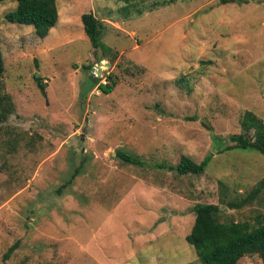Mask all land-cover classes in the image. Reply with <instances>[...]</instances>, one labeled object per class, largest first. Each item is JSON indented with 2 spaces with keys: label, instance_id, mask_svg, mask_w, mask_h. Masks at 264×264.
I'll return each instance as SVG.
<instances>
[{
  "label": "rangeland",
  "instance_id": "obj_1",
  "mask_svg": "<svg viewBox=\"0 0 264 264\" xmlns=\"http://www.w3.org/2000/svg\"><path fill=\"white\" fill-rule=\"evenodd\" d=\"M15 6L0 1L13 103L0 120V264H201L185 239L195 203L264 221V187L240 208L223 203L264 178V154L225 149L244 111L264 123V0H57L44 37L5 19ZM89 11L104 23L98 49L80 18ZM117 148L144 164L121 162ZM181 155H209L204 172L157 167Z\"/></svg>",
  "mask_w": 264,
  "mask_h": 264
},
{
  "label": "trees",
  "instance_id": "obj_2",
  "mask_svg": "<svg viewBox=\"0 0 264 264\" xmlns=\"http://www.w3.org/2000/svg\"><path fill=\"white\" fill-rule=\"evenodd\" d=\"M3 1V0H0ZM221 3L237 2L238 0H220ZM5 19L12 23L32 26L38 37H44L56 24L58 18L57 0H16L14 9L5 14ZM83 29L91 46L94 49L102 47L103 20L97 18L92 12H84L80 16ZM4 72L3 55L0 45V120H5L13 110V103L9 94L3 92L1 77ZM89 84L99 81L94 75L89 74ZM40 91L45 94V85L37 75L33 76ZM106 83L99 82L98 89L104 93L112 91L115 80L112 74L106 77ZM88 84V85H89ZM91 85V86H92ZM240 132L230 135L233 142L225 149H252L264 154V123L255 113L250 110L244 111L240 121ZM216 138L213 136V139ZM116 157L123 163L140 165L144 161L134 153L123 148L115 150ZM209 155L200 162H195L187 155H181L179 161L173 164H157L159 168L175 170L178 174H202L206 168ZM79 169L76 168L71 178ZM70 181V180H69ZM69 181L66 182L69 183ZM264 187V178L243 196L231 200H224L228 208H240L251 203ZM60 186L56 193L62 192ZM194 221L190 231L185 235L186 241L195 250L197 259L201 264H237L240 258L256 254L261 264H264V221L257 216L254 223L247 221H233L223 219L221 212L223 208L215 203L197 202L192 207ZM17 247L13 243L3 254L5 261Z\"/></svg>",
  "mask_w": 264,
  "mask_h": 264
},
{
  "label": "built area",
  "instance_id": "obj_3",
  "mask_svg": "<svg viewBox=\"0 0 264 264\" xmlns=\"http://www.w3.org/2000/svg\"><path fill=\"white\" fill-rule=\"evenodd\" d=\"M99 69L101 71V68H99ZM94 70H97V68H95ZM101 81H102V83H106V78L102 79Z\"/></svg>",
  "mask_w": 264,
  "mask_h": 264
},
{
  "label": "water",
  "instance_id": "obj_4",
  "mask_svg": "<svg viewBox=\"0 0 264 264\" xmlns=\"http://www.w3.org/2000/svg\"><path fill=\"white\" fill-rule=\"evenodd\" d=\"M97 69H99V68H97ZM91 75H94V72H91Z\"/></svg>",
  "mask_w": 264,
  "mask_h": 264
},
{
  "label": "crops",
  "instance_id": "obj_5",
  "mask_svg": "<svg viewBox=\"0 0 264 264\" xmlns=\"http://www.w3.org/2000/svg\"><path fill=\"white\" fill-rule=\"evenodd\" d=\"M94 14V13H93ZM95 15V14H94ZM103 20V19H102Z\"/></svg>",
  "mask_w": 264,
  "mask_h": 264
}]
</instances>
